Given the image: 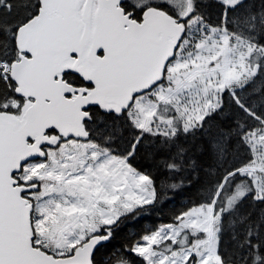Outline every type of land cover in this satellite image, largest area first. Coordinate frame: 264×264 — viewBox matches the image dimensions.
<instances>
[{"label":"snow or ice","instance_id":"1","mask_svg":"<svg viewBox=\"0 0 264 264\" xmlns=\"http://www.w3.org/2000/svg\"><path fill=\"white\" fill-rule=\"evenodd\" d=\"M0 264H264V0H0Z\"/></svg>","mask_w":264,"mask_h":264},{"label":"trees","instance_id":"2","mask_svg":"<svg viewBox=\"0 0 264 264\" xmlns=\"http://www.w3.org/2000/svg\"><path fill=\"white\" fill-rule=\"evenodd\" d=\"M195 195V190L191 191V192H188V193H185L184 194V197H187V196H194ZM177 203H179V200H177ZM145 223H151V218L146 220Z\"/></svg>","mask_w":264,"mask_h":264}]
</instances>
